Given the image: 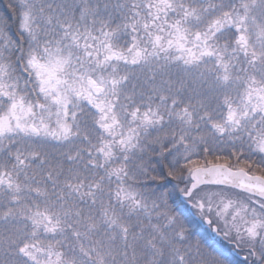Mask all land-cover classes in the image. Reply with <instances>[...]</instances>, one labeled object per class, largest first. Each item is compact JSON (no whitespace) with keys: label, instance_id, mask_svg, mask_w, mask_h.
I'll return each mask as SVG.
<instances>
[{"label":"snow or ice","instance_id":"snow-or-ice-1","mask_svg":"<svg viewBox=\"0 0 264 264\" xmlns=\"http://www.w3.org/2000/svg\"><path fill=\"white\" fill-rule=\"evenodd\" d=\"M240 254L264 264V0H0V264Z\"/></svg>","mask_w":264,"mask_h":264},{"label":"trees","instance_id":"trees-1","mask_svg":"<svg viewBox=\"0 0 264 264\" xmlns=\"http://www.w3.org/2000/svg\"><path fill=\"white\" fill-rule=\"evenodd\" d=\"M203 227V226H202ZM204 228V227H203ZM205 229V228H204ZM217 240V246H219V240L218 239H216ZM237 261H239L240 262V264H243V254H240L239 256H235L234 257Z\"/></svg>","mask_w":264,"mask_h":264},{"label":"water","instance_id":"water-1","mask_svg":"<svg viewBox=\"0 0 264 264\" xmlns=\"http://www.w3.org/2000/svg\"><path fill=\"white\" fill-rule=\"evenodd\" d=\"M205 229H207V226L206 225H202ZM209 235H210V233H209ZM215 239H219V238H215Z\"/></svg>","mask_w":264,"mask_h":264}]
</instances>
